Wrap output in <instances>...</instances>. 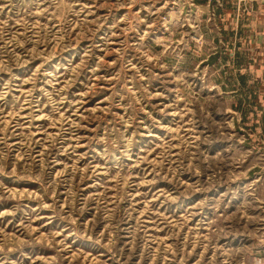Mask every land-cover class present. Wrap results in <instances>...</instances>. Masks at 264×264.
<instances>
[{"label":"rangeland","instance_id":"1","mask_svg":"<svg viewBox=\"0 0 264 264\" xmlns=\"http://www.w3.org/2000/svg\"><path fill=\"white\" fill-rule=\"evenodd\" d=\"M0 264H264V0H0Z\"/></svg>","mask_w":264,"mask_h":264}]
</instances>
